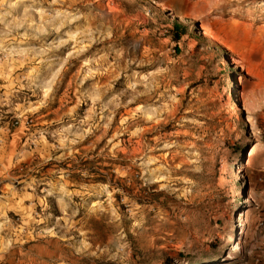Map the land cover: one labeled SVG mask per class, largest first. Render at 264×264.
I'll return each instance as SVG.
<instances>
[{
  "label": "rangeland",
  "instance_id": "obj_1",
  "mask_svg": "<svg viewBox=\"0 0 264 264\" xmlns=\"http://www.w3.org/2000/svg\"><path fill=\"white\" fill-rule=\"evenodd\" d=\"M259 102L264 0H0V264L263 263Z\"/></svg>",
  "mask_w": 264,
  "mask_h": 264
},
{
  "label": "bare ground",
  "instance_id": "obj_2",
  "mask_svg": "<svg viewBox=\"0 0 264 264\" xmlns=\"http://www.w3.org/2000/svg\"><path fill=\"white\" fill-rule=\"evenodd\" d=\"M157 5V7L160 9V10H164V8L165 7H163L160 3H157L156 4ZM198 8L195 6V7H193L192 8V12H194V13H197L198 12ZM171 12V11H170ZM172 16H175V14H173L172 12L170 13ZM199 29V32H200V35L201 36H204V37H206V38H210V39H214V37L211 35V33H210V30H209V25H204V26H202V27H200V28H198ZM237 81V83H239V80L237 79L236 80ZM239 85H241L240 83H239ZM242 90L241 89H239L238 90V92H237V96H238V98H241L242 97ZM247 149V151H246V157L247 158H249V157H252L253 156V154H254V149L252 148V146L250 145V146H248V148H246Z\"/></svg>",
  "mask_w": 264,
  "mask_h": 264
},
{
  "label": "crops",
  "instance_id": "obj_3",
  "mask_svg": "<svg viewBox=\"0 0 264 264\" xmlns=\"http://www.w3.org/2000/svg\"><path fill=\"white\" fill-rule=\"evenodd\" d=\"M258 108H263L264 107V102H259V104L257 105ZM15 134H12V136H14ZM255 204H257V209H256V217H254L253 219V225H255L257 223V219H258V213H259V210L258 209H262L264 207V192L260 193V196L258 198H255ZM258 241L264 245V232L263 233H260L258 234ZM261 264H264L261 263Z\"/></svg>",
  "mask_w": 264,
  "mask_h": 264
},
{
  "label": "built area",
  "instance_id": "obj_4",
  "mask_svg": "<svg viewBox=\"0 0 264 264\" xmlns=\"http://www.w3.org/2000/svg\"><path fill=\"white\" fill-rule=\"evenodd\" d=\"M256 228L260 233L264 232V207L259 210ZM257 262H264V245L258 247Z\"/></svg>",
  "mask_w": 264,
  "mask_h": 264
},
{
  "label": "trees",
  "instance_id": "obj_5",
  "mask_svg": "<svg viewBox=\"0 0 264 264\" xmlns=\"http://www.w3.org/2000/svg\"><path fill=\"white\" fill-rule=\"evenodd\" d=\"M187 31H188L187 26L175 22L173 24V34H172L173 41L176 43L179 42L181 37L187 34Z\"/></svg>",
  "mask_w": 264,
  "mask_h": 264
}]
</instances>
